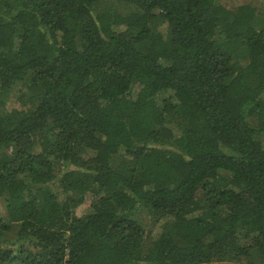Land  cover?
<instances>
[{
	"label": "trees",
	"instance_id": "obj_1",
	"mask_svg": "<svg viewBox=\"0 0 264 264\" xmlns=\"http://www.w3.org/2000/svg\"><path fill=\"white\" fill-rule=\"evenodd\" d=\"M221 1L0 0V264H264V0Z\"/></svg>",
	"mask_w": 264,
	"mask_h": 264
},
{
	"label": "rangeland",
	"instance_id": "obj_2",
	"mask_svg": "<svg viewBox=\"0 0 264 264\" xmlns=\"http://www.w3.org/2000/svg\"><path fill=\"white\" fill-rule=\"evenodd\" d=\"M221 3L224 4L229 9H234V8H236L242 4H250V5L255 6L256 8H260V6L263 3V0H222ZM14 98H15L14 96H11V99L7 101V103H6L7 109L19 107V104L15 102ZM83 210H84L83 208L78 209L77 214L80 215L83 212ZM138 221L141 222L143 224V226L146 227L147 232H149V231L153 232L154 231V227L152 226V224L150 222H148L149 219H148V216L145 214V212H142L138 216Z\"/></svg>",
	"mask_w": 264,
	"mask_h": 264
}]
</instances>
